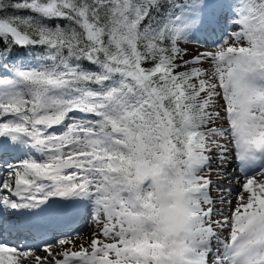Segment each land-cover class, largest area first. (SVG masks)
Segmentation results:
<instances>
[{"label":"snow or ice","instance_id":"6c2138e0","mask_svg":"<svg viewBox=\"0 0 264 264\" xmlns=\"http://www.w3.org/2000/svg\"><path fill=\"white\" fill-rule=\"evenodd\" d=\"M3 234L34 243L0 264H264V0H0Z\"/></svg>","mask_w":264,"mask_h":264},{"label":"rangeland","instance_id":"374dc122","mask_svg":"<svg viewBox=\"0 0 264 264\" xmlns=\"http://www.w3.org/2000/svg\"><path fill=\"white\" fill-rule=\"evenodd\" d=\"M90 231L89 226L86 222L80 225V227L76 230V232H82L85 236H87L88 232ZM73 233H70L68 235H72ZM54 242V241H52Z\"/></svg>","mask_w":264,"mask_h":264}]
</instances>
